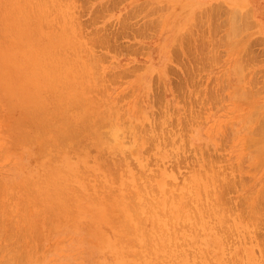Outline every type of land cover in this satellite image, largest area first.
I'll return each mask as SVG.
<instances>
[{
	"label": "rangeland",
	"instance_id": "374dc122",
	"mask_svg": "<svg viewBox=\"0 0 264 264\" xmlns=\"http://www.w3.org/2000/svg\"><path fill=\"white\" fill-rule=\"evenodd\" d=\"M197 3L0 0V264H264L263 0Z\"/></svg>",
	"mask_w": 264,
	"mask_h": 264
},
{
	"label": "crops",
	"instance_id": "0c3cea01",
	"mask_svg": "<svg viewBox=\"0 0 264 264\" xmlns=\"http://www.w3.org/2000/svg\"><path fill=\"white\" fill-rule=\"evenodd\" d=\"M168 3L170 10L168 22L170 24L188 22L198 8L197 0H168ZM262 8H264V0Z\"/></svg>",
	"mask_w": 264,
	"mask_h": 264
},
{
	"label": "bare ground",
	"instance_id": "6f19581e",
	"mask_svg": "<svg viewBox=\"0 0 264 264\" xmlns=\"http://www.w3.org/2000/svg\"><path fill=\"white\" fill-rule=\"evenodd\" d=\"M19 1H21V0H19ZM10 13H13V12H10ZM20 23H21V22H20ZM27 23H28V21H27ZM31 24H32V23H31ZM23 25H24V23H23ZM17 41H18V40H17ZM8 47H9V46H8ZM25 50H26V49H25ZM40 50H41V49H40ZM40 50H39V51H40ZM27 52H28V50H27ZM25 53H26V52H25ZM28 54H29V53H28ZM37 54H38V53H37ZM29 55H30V54H29ZM55 56H56V55H55ZM55 56H54V57H55ZM45 57H46V56H45ZM47 57H48V56H47ZM53 59H54V58H53ZM46 60H47V59H46ZM50 61H51V60H50ZM53 61H54V60H53ZM51 62H52V61H51ZM51 62H50V64H51ZM48 64H49V62H48ZM50 64H49V65H50ZM49 65H48V66H49ZM51 65H52V64H51ZM41 66H42V65H41ZM37 68H39V67H37ZM37 68H35V69L37 70ZM40 72H41V71H40ZM38 73H39V72H38ZM41 73H42V72H41ZM27 74H28V73H27ZM46 74H48V71H47ZM48 75H49V74H48ZM29 76H30V75H29ZM46 76H47V75H46ZM92 117H93V116H92ZM96 122H97V121H96ZM96 122H95V123H96ZM59 123H60V122H59ZM61 123H65V122H61ZM41 124H42V123H41ZM65 124H66V123H65ZM58 125H59V124H58ZM97 126H98V125H97ZM37 127H39V126H37ZM41 127H42V126H41ZM68 127H70V126H68ZM72 127H73V124H72ZM72 127H70V128H72ZM81 127H82V126H81ZM57 128H59V126H58ZM82 128H83V127H82ZM82 128H81V129H82ZM98 128H99V127H98ZM68 129H69V128H68ZM75 129H76V128L73 127V130H75ZM59 131H60V129L58 130V132H59ZM66 131H67V129H66ZM260 131H261V130H260ZM67 132H68V131H67ZM71 132H72V131H71ZM60 133H61V132H60ZM59 135H60V134H59ZM63 135H64V134H63ZM66 136H67V135H66ZM69 136H70V135L68 134L67 137L69 138ZM73 136H74V135H73ZM65 138H66V137H65ZM68 138H66V139H68ZM61 141H62V143H63V140H61ZM69 141H70V140H69ZM65 142H66V141H65ZM65 142H64V143H65ZM42 143H44V142H42ZM125 197H126V196H125ZM144 198H145V197H144ZM125 199H127V198H125ZM127 200H129V199H127ZM123 201H124V200H123ZM123 201H122V199H121L122 204H123ZM130 201H131V200H130ZM119 202H120V200H119ZM121 202H120V203H121ZM124 202H125V201H124ZM126 203H127V202H126ZM135 203H137V202L134 201L133 206H134V205L136 206ZM140 204H141V202H140ZM113 205H115V204H113ZM116 205L118 206V204H116ZM126 205H127V204H126ZM129 205H130V204H129ZM131 205H132V203H131ZM137 205L140 206L139 203H137ZM142 207H143V205H142ZM131 208H133V207H130L129 209H131ZM134 208L137 209V207H134ZM138 208H139V207H138ZM115 210H116V208H115ZM125 210H127V209H125ZM134 210H135V209H134ZM138 210H139V209H138ZM119 211H121V210H119ZM132 212H133V211H132ZM134 213H137V215L140 214V212H139V214H138V212H134ZM122 219H123V216H122ZM140 220H141V219H140ZM140 220H139V221H140ZM120 221H121V220H120ZM142 221H143V220H142ZM156 222H158V224L161 223V222H159V221H156ZM156 222H155V223H156ZM118 223H119V222H118ZM127 225H128V222H127ZM156 225H157V224H156ZM124 226H126V225H124ZM130 227H132V226H130ZM130 227H129V229H130ZM138 227H140V226L138 225ZM153 228H157V226H156V227L154 226ZM143 230H144V229H143ZM122 231H123V230H122ZM138 231H140V230H138ZM131 232H132V231H131ZM147 232H148V231H147ZM121 233H122V232H121ZM123 233H124V232H123ZM127 233H128V232H127ZM137 234H138V233H137ZM145 235H146V234H145ZM143 237H144V236H143ZM127 239H128V238H127ZM118 242H119V241H118ZM146 242H147V241H146ZM147 245H148V244H147ZM142 247H144V246H142ZM150 247H151V246H150ZM150 247H149V248H150ZM123 248H124V247H123ZM145 249H146V248H145ZM145 249H144V250H145ZM132 252H133V251H132ZM138 254H139V253H138ZM144 254H145V252H144ZM134 255H136V254H134ZM125 256H126V255H125ZM127 256H128V255H127ZM140 256H142V255H140ZM137 257H138V256H137ZM124 258H126V257H124ZM145 258H146V257H145Z\"/></svg>",
	"mask_w": 264,
	"mask_h": 264
}]
</instances>
